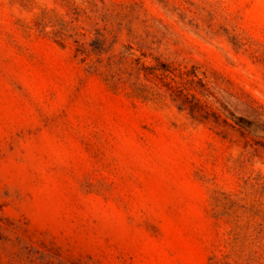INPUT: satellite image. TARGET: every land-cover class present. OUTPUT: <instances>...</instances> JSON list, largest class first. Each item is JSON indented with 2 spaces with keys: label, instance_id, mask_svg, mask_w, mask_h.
Returning a JSON list of instances; mask_svg holds the SVG:
<instances>
[{
  "label": "rangeland",
  "instance_id": "1",
  "mask_svg": "<svg viewBox=\"0 0 264 264\" xmlns=\"http://www.w3.org/2000/svg\"><path fill=\"white\" fill-rule=\"evenodd\" d=\"M0 264H264V0H0Z\"/></svg>",
  "mask_w": 264,
  "mask_h": 264
},
{
  "label": "trees",
  "instance_id": "2",
  "mask_svg": "<svg viewBox=\"0 0 264 264\" xmlns=\"http://www.w3.org/2000/svg\"><path fill=\"white\" fill-rule=\"evenodd\" d=\"M129 56H131L130 53L125 56H112V58H109L110 62L108 64V70L110 71V81H114V86L121 80V76L124 74H127L128 79L134 78L135 82L132 84V91L135 93L136 96L140 97L143 95L144 89L143 85L138 84L137 82L140 79V76L143 75V77L147 78L148 76L156 77L154 71L162 70L164 72L168 71L166 69V66L161 65L163 68H151L146 66L144 63H141L138 59H131ZM128 62V63H127ZM123 66H125V71L123 70ZM164 69V70H163ZM120 72L121 75H119L117 72ZM169 91L173 93V96L176 99H179L181 101V105H185V101L187 102V97L182 95V92L178 89H173L172 87L168 88ZM194 98V97H193ZM185 100V101H184ZM190 112L192 115H200L201 114V108H198L196 105L189 106ZM239 124L245 127H249V123H244L241 120H239Z\"/></svg>",
  "mask_w": 264,
  "mask_h": 264
}]
</instances>
